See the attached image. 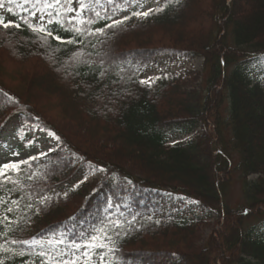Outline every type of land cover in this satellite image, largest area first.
Segmentation results:
<instances>
[{"label": "trees", "instance_id": "obj_1", "mask_svg": "<svg viewBox=\"0 0 264 264\" xmlns=\"http://www.w3.org/2000/svg\"><path fill=\"white\" fill-rule=\"evenodd\" d=\"M158 1L140 18L147 0H93L84 23L69 24L77 14L63 5L4 0L0 17L20 27L0 26V49L45 69L24 100L0 87V130L10 120L39 126L59 144L0 177V264H264V0ZM158 58H202L204 88L179 72L141 84ZM49 96L69 126L82 119L110 139L91 142L102 156L38 111ZM97 168L99 180L73 185ZM233 170L240 208L224 200ZM174 195L201 214L166 212ZM93 236L102 247H87Z\"/></svg>", "mask_w": 264, "mask_h": 264}, {"label": "rangeland", "instance_id": "obj_2", "mask_svg": "<svg viewBox=\"0 0 264 264\" xmlns=\"http://www.w3.org/2000/svg\"><path fill=\"white\" fill-rule=\"evenodd\" d=\"M158 2L156 0H148L145 11L154 8ZM159 57V56H158ZM161 66L169 69L170 72H186V81L191 82L204 88L202 85V79L207 77V68L201 58H194L189 61H178V60H156L152 63L150 72L142 79V81H152L154 76H156L161 70ZM45 65H42L37 60H29L19 62L11 58L5 49H0V87L5 88L9 93V96L16 94L22 100L26 97L24 92L28 90L27 82L31 77L39 74ZM45 69V68H44ZM21 100V101H22ZM39 100V99H38ZM37 100L36 107L38 111L50 122H54L61 128L66 129L70 132L71 139L78 143L79 140L85 138L86 142L84 148H87L88 152L95 153L102 156V152L97 148H100L104 143L110 142V139L102 137V134L97 130L96 126L93 124L88 125L86 121L79 119L78 122L72 123L73 127L69 126V122L66 118H63L58 106V98L55 96H49L47 99ZM23 102V101H22ZM4 117H0V122ZM81 120V121H80ZM12 122V123H11ZM15 121L6 122L5 125L1 127L0 130V164H5L9 162H18L21 160H29L30 157H36L38 159L42 157L41 153H49L54 150L58 142L55 136L50 135V132L42 130L37 127H32V125L20 124L14 125ZM1 124V123H0ZM84 136V137H83ZM228 136V135H227ZM82 137L83 139H81ZM190 138L182 137L180 140ZM95 141L94 148L91 142ZM110 148V146L108 147ZM93 152H91V151ZM232 165L237 162V154L232 153L230 155ZM103 176V169L97 168L91 174H88L86 178L78 180L73 185L80 182L89 183L93 180H99ZM252 179V177L250 178ZM241 175L237 170H233L232 177L227 186V191L224 196V200L228 206L233 208H240L243 203L242 191H241ZM172 198V197H171ZM162 208L166 212L172 211L178 213L177 211H183L184 213L189 212V209H194L196 213L201 214L198 210V206L195 203L190 204L185 198L174 195L172 200L168 199V202L161 204ZM259 219V218H258ZM256 218H250V223L254 224L257 222ZM210 232V231H209Z\"/></svg>", "mask_w": 264, "mask_h": 264}, {"label": "snow or ice", "instance_id": "obj_3", "mask_svg": "<svg viewBox=\"0 0 264 264\" xmlns=\"http://www.w3.org/2000/svg\"><path fill=\"white\" fill-rule=\"evenodd\" d=\"M9 3L13 2V0H8ZM26 2H28V0H26ZM31 2H33L35 5H43V8H55L58 5H63V7L65 8L66 12H76V16H73L71 18H69L68 23L72 24L73 21H76L77 23H84L83 20L79 19V16L82 15V12L84 10H88L92 7L93 4V0H31ZM96 3H99V0H95ZM109 3H112L113 0H108ZM76 4L77 7H70V5ZM4 6V0H0V8H2ZM41 11H43V9H40ZM9 12H11V9L8 10ZM152 11H160V9H149V11H145V12H134L133 15H137V16H144L147 17L148 15H150L152 13ZM97 17L100 16L99 12L95 13ZM33 15H35V13H33ZM57 16H61L62 14L60 12H56ZM49 16V23H56L58 25L61 26V28L63 29V25L61 24L60 20H56L55 22L52 21L51 16L52 13L49 12L48 13ZM127 19V17H126ZM88 23H92L91 20L87 21ZM25 23L28 24L29 29H31L33 32H39L42 33L45 37H51L52 36V32L43 24L37 26H34L33 24H31V22H29L28 20H25ZM120 23H122V21H117L112 25H109V27H116L118 26ZM0 26H2L4 29H9L10 27H16L19 28L20 25L19 24H15L13 22H4V19L2 17H0ZM76 34L78 35L80 33V29L79 28H74L73 29ZM98 31H102V30H98ZM54 39L60 40L61 38L59 36H55L53 37ZM75 41L73 40H69L67 41V43H74ZM142 83H150V81H142ZM50 135H55L54 133H50ZM41 155H45L44 153H41ZM36 157H30V159H35ZM28 161L27 160H21L19 161V163H13V162H9V163H5V164H0V177H5L6 179L10 180L11 178L7 176L8 171H18L19 170V165L20 164H26ZM13 203H17V202H13ZM30 207V205H29ZM7 211H12L11 208L7 209ZM5 220H7V217L4 218ZM115 223V222H113ZM117 227H119V224H116ZM103 231V230H101ZM101 236H93L91 238V241L89 242V244L87 245V247L89 248H95V247H102L103 245L99 244L98 241L101 239ZM25 244L30 243L27 240L22 241ZM60 241H57V243H59ZM75 247L79 248V245H76ZM41 256L45 255V253H40ZM84 256H88L89 253L88 252H84L83 253ZM78 259V257H77ZM45 264H47V262H45ZM66 264H76V260H72L70 262H66Z\"/></svg>", "mask_w": 264, "mask_h": 264}]
</instances>
